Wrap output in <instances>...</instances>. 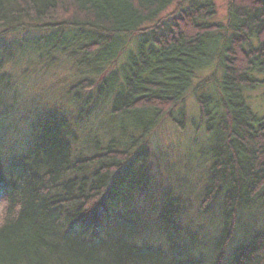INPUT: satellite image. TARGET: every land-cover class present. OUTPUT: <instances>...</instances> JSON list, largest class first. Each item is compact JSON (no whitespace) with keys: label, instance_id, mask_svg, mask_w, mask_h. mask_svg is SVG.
Listing matches in <instances>:
<instances>
[{"label":"trees","instance_id":"16d2710c","mask_svg":"<svg viewBox=\"0 0 264 264\" xmlns=\"http://www.w3.org/2000/svg\"><path fill=\"white\" fill-rule=\"evenodd\" d=\"M9 13L32 27L24 49L70 54L78 79L63 93L87 118L79 138L59 109H43L17 146L0 75V264H264V228L228 250L238 214L264 203V114L245 97L264 89V0H230L225 24L210 21L214 0H0V26ZM214 59L218 81L195 95L209 157L200 207L222 209L205 242L183 233L181 197L143 200L142 153L174 109L182 128L184 97Z\"/></svg>","mask_w":264,"mask_h":264},{"label":"rangeland","instance_id":"374dc122","mask_svg":"<svg viewBox=\"0 0 264 264\" xmlns=\"http://www.w3.org/2000/svg\"><path fill=\"white\" fill-rule=\"evenodd\" d=\"M230 0H214L216 13L210 20L213 23L225 24L227 21V8ZM174 9L172 5L163 15ZM14 11V10H13ZM7 20L6 26H0V75L7 76L10 80L8 96L16 99L18 114L9 116L5 129L10 130V135L15 137V145L29 141V126L32 119L41 111L56 107L59 113L68 118L71 131L76 132L79 138L82 135L77 128L86 127V117L79 120L77 112L70 99H66L64 91L68 85L78 79L69 53L51 54L47 58L24 49L22 38L31 35L28 24L15 16L3 15ZM34 25V24H33ZM9 26L7 29L5 27ZM17 28V31H14ZM22 30H28L22 33ZM39 33H36L37 31ZM7 31V32H5ZM36 31V32H35ZM48 31L45 25L34 26V35L38 36ZM29 39V38H28ZM117 59V63L119 64ZM116 64H113V68ZM215 70V72H214ZM219 66L217 59L212 61L206 71L196 72L192 86L183 100L184 119L181 129L172 121L178 118L176 109L170 116H166L156 130L149 136L146 151L149 160L146 163L147 187L143 200L148 204L151 199L158 202L160 196L169 193L171 196L181 197L186 210L181 217L180 224L183 233L188 238H196L205 242L217 238L221 226V206L219 200L201 209L206 183L209 157L206 152L207 139L202 129L198 126V106L195 95L202 90L203 83L218 81ZM214 73V76H213ZM211 88H209V91ZM246 101L250 108L258 115L264 114V89L259 87L245 93ZM14 99V103H15ZM27 114L29 118L27 117ZM1 216V210H0ZM264 228V203L252 208L242 210L238 214L235 233L232 237L229 251L241 243L251 234ZM184 235V236H185Z\"/></svg>","mask_w":264,"mask_h":264},{"label":"clouds","instance_id":"9594fccd","mask_svg":"<svg viewBox=\"0 0 264 264\" xmlns=\"http://www.w3.org/2000/svg\"><path fill=\"white\" fill-rule=\"evenodd\" d=\"M7 206L6 201H0V210L4 209ZM0 223H3V217L0 216Z\"/></svg>","mask_w":264,"mask_h":264}]
</instances>
